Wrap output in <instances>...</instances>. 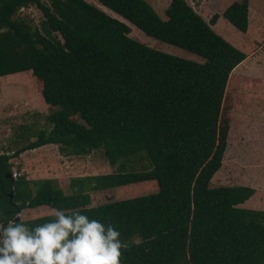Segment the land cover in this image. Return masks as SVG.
I'll list each match as a JSON object with an SVG mask.
<instances>
[{
	"label": "trees",
	"instance_id": "obj_1",
	"mask_svg": "<svg viewBox=\"0 0 264 264\" xmlns=\"http://www.w3.org/2000/svg\"><path fill=\"white\" fill-rule=\"evenodd\" d=\"M96 1L0 0V76L30 71L54 107L48 130L0 153V214L15 218L42 205L78 209L121 233L128 245L122 264H264V211L239 206L254 190L209 186L226 143L224 87L245 54L210 28L217 13L205 22L185 0H169L164 19L145 0ZM27 6L39 10V27L13 17ZM220 15L244 32L247 0ZM127 23L202 61L131 38ZM44 144L65 155L101 150L117 170L71 177L68 193L54 179L12 178L9 159ZM147 180L154 192L89 205L90 190Z\"/></svg>",
	"mask_w": 264,
	"mask_h": 264
},
{
	"label": "rangeland",
	"instance_id": "obj_2",
	"mask_svg": "<svg viewBox=\"0 0 264 264\" xmlns=\"http://www.w3.org/2000/svg\"><path fill=\"white\" fill-rule=\"evenodd\" d=\"M85 1L98 5L96 0ZM145 1L160 18H165L163 10L169 0ZM185 1L195 12H202L205 20H208L213 13L220 15L229 3L239 0ZM13 17L30 28L39 27L42 19L39 10L34 6L18 9ZM219 18L221 21L212 29L242 51L245 57L230 72L224 87L219 120L227 123L226 143L220 167L212 175L209 186H249L254 192L243 206H239L264 211V0H247L248 27L246 26L244 32L236 30L223 18ZM127 25L128 35L143 44L196 62L202 61L195 54L159 42L144 35L133 25ZM13 74L19 76H0V153L6 154H10L26 141L33 140L32 135L39 129L48 130L51 125L47 123L46 116L54 110V107L40 99L37 82L29 72ZM73 118L80 121L77 117ZM9 162L12 178L23 175L27 180L54 179L64 193L68 192L67 183L71 177L117 170V166L107 164L101 150H93L84 155H65L54 144L24 150L18 156L10 158ZM135 167H138L137 163ZM155 189V182L149 180L112 189L90 190L89 205L144 195L154 192ZM45 207L43 211H47V214L53 213V209ZM17 216L24 220L23 212L16 213Z\"/></svg>",
	"mask_w": 264,
	"mask_h": 264
},
{
	"label": "clouds",
	"instance_id": "obj_3",
	"mask_svg": "<svg viewBox=\"0 0 264 264\" xmlns=\"http://www.w3.org/2000/svg\"><path fill=\"white\" fill-rule=\"evenodd\" d=\"M52 217L31 225L0 214V264H122L128 245L113 225L78 209H54Z\"/></svg>",
	"mask_w": 264,
	"mask_h": 264
},
{
	"label": "crops",
	"instance_id": "obj_4",
	"mask_svg": "<svg viewBox=\"0 0 264 264\" xmlns=\"http://www.w3.org/2000/svg\"><path fill=\"white\" fill-rule=\"evenodd\" d=\"M168 4V3H167ZM197 13V12H196ZM197 14H201L200 16H201V18L205 21V22H207L208 20H205L206 18L205 17H203V14H202V12L201 13H197ZM219 17H221V18H223L221 15H219L218 16V18L215 20V22H214V24H212V25H210V28L212 29V28H214V26L217 24V23H219L221 20H220V18ZM224 19V18H223ZM225 20V19H224ZM248 20V19H247ZM226 21V20H225ZM227 22V21H226ZM249 23V22H248ZM233 27V26H232ZM247 27H248V24H247ZM213 30V29H212ZM214 31V30H213ZM215 32V31H214ZM216 33V32H215ZM218 34V33H217ZM26 72H29L30 73V71H26ZM18 73V72H17ZM8 75V74H7ZM8 76H19V74H10V75H8ZM34 78V77H33ZM39 94V93H38ZM40 99H41V96H40ZM39 99V100H40ZM41 101V100H40ZM44 145H46V144H44ZM42 146V145H41ZM38 147H40V146H38ZM30 150V149H29ZM96 175H98V174H96ZM86 176V175H85ZM41 179H44V178H41ZM147 181H149V180H147ZM150 181H153V180H150ZM142 182V181H141ZM138 183V182H137ZM133 184V183H132ZM124 186V185H123ZM118 187H121V186H118ZM114 188H117V187H114ZM120 189V188H119ZM154 189V188H153ZM152 189V190H153ZM114 190V189H113ZM156 190V189H155ZM63 191V190H62ZM68 193V192H67ZM125 198H127V197H125ZM120 199H122V198H120ZM248 199V198H247ZM246 199V200H247ZM246 200H244L242 203H240V205L241 206H243V204H245V202H246ZM45 206L44 205H42V206H35V207H33V208H24V209H22V210H20L19 212H23V219L25 220V219H30V218H35V217H39V216H42V215H47V211H43L42 209L44 208ZM46 208V207H45ZM246 208V207H245ZM46 209H48V208H46ZM18 212V213H19ZM49 214V213H48Z\"/></svg>",
	"mask_w": 264,
	"mask_h": 264
},
{
	"label": "built area",
	"instance_id": "obj_5",
	"mask_svg": "<svg viewBox=\"0 0 264 264\" xmlns=\"http://www.w3.org/2000/svg\"><path fill=\"white\" fill-rule=\"evenodd\" d=\"M23 7H20L19 10H22Z\"/></svg>",
	"mask_w": 264,
	"mask_h": 264
}]
</instances>
